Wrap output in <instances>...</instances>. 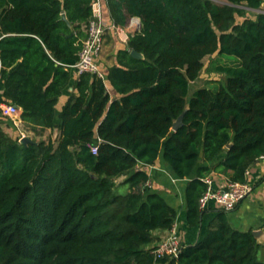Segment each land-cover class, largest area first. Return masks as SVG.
<instances>
[{
  "label": "trees",
  "instance_id": "trees-1",
  "mask_svg": "<svg viewBox=\"0 0 264 264\" xmlns=\"http://www.w3.org/2000/svg\"><path fill=\"white\" fill-rule=\"evenodd\" d=\"M263 1L107 0L115 24L133 16L140 28L104 77H73L65 64L78 58L92 0H0V103L58 130L56 141L21 143L0 122V264H264L251 230L233 228L223 209L201 239L155 258L153 231L169 230L177 211L144 186L143 169L161 158L187 179L185 220L198 227L204 178L244 182L264 156V12L246 17ZM214 53L233 59L215 66L224 83L189 94Z\"/></svg>",
  "mask_w": 264,
  "mask_h": 264
},
{
  "label": "crops",
  "instance_id": "crops-1",
  "mask_svg": "<svg viewBox=\"0 0 264 264\" xmlns=\"http://www.w3.org/2000/svg\"><path fill=\"white\" fill-rule=\"evenodd\" d=\"M104 17L108 23H114L108 5H106V8L104 10ZM115 25L120 27L121 35L117 34L116 31L114 30H108L105 35V40L107 39L106 37L109 36L110 40L113 42V45L116 48H119L122 45H126L129 36L133 34L135 31L139 30L137 28L136 29L127 28L126 21L123 25L120 24H115ZM125 35L127 36V39H123ZM104 48H105V42H104ZM104 52L105 49H103L98 64L102 69V71L105 73L106 67L110 66L113 63L108 64L106 66L105 59L103 57ZM112 60L113 61L115 60L114 56L112 57L111 61ZM72 75L74 77L73 73ZM67 97H68L67 94H63L60 96L59 101L56 105L57 111L61 109ZM10 121L5 122L0 119L3 129L8 134H11L12 127L14 125V124H10ZM22 123L23 121L20 124ZM45 129L49 132L53 131V133H55L54 137H56L58 134L57 129H53V130L48 128ZM222 156L223 155H220L217 159L221 158ZM214 161L216 162V160ZM214 161L211 162L209 161L208 164L212 165L213 163H215ZM143 169L148 173L149 181L152 183V185H154L159 190H161L164 196L166 197V199L169 201V203L175 207L177 211L175 223L178 228L181 244L183 246L189 245L201 239L206 232L208 224L213 220V218L218 213L219 208L215 207L212 202H209L207 204V207L203 209L201 224L198 227H189L185 220L186 215H185V202H184V187L187 179L174 178L173 175L170 173L169 167L161 158H158L153 165L143 166ZM207 176H209L210 179L212 180L213 188H217L220 185H224L229 181L228 177L225 174L217 171H212ZM124 178H125L124 175L118 177L116 179V183H120ZM249 181L253 186L252 192L245 199L240 201L235 206L234 209L226 212L227 219L229 224L233 228L241 231L261 230V235L258 238V243L261 244L260 249L264 250V156L258 158L257 161L250 167ZM168 232H169L168 230H155L153 231V234L159 237V240H161L162 238L168 235Z\"/></svg>",
  "mask_w": 264,
  "mask_h": 264
},
{
  "label": "built area",
  "instance_id": "built-area-1",
  "mask_svg": "<svg viewBox=\"0 0 264 264\" xmlns=\"http://www.w3.org/2000/svg\"><path fill=\"white\" fill-rule=\"evenodd\" d=\"M107 5V0H92L91 16L85 27L86 36L82 40L81 48L78 52V58L73 63L65 64L66 69H69L74 77L81 73H95L104 77V72L100 68L98 61L104 49L105 35L108 30H114L121 35L120 27L114 23H108L104 17V10ZM126 27L131 29L140 28V19L138 17L129 16L126 19ZM123 39H127L125 35ZM0 111L3 116L9 117L14 125L22 122L20 118L21 108L13 103H0ZM24 136L23 134L20 138ZM20 140V139H19ZM93 153L97 151V144L90 145ZM263 157V156H261ZM250 167L245 171L244 182L228 181L224 185L217 188L212 187V180L209 176L204 178L207 188L199 197L198 203L200 209H205L209 202H212L215 207L229 211L245 199L252 192V184L249 181ZM144 186H152L148 180ZM168 235L159 240L151 253L155 258L170 256L176 257L181 248V240L176 223L168 230Z\"/></svg>",
  "mask_w": 264,
  "mask_h": 264
},
{
  "label": "rangeland",
  "instance_id": "rangeland-1",
  "mask_svg": "<svg viewBox=\"0 0 264 264\" xmlns=\"http://www.w3.org/2000/svg\"><path fill=\"white\" fill-rule=\"evenodd\" d=\"M213 1L217 4L226 3V0H213ZM258 12H264V1L262 3V7H260L259 9H256V10L248 9V12L246 13V17L254 18L255 14ZM242 20H243V17L236 16L237 22H241ZM106 38L107 39L105 40V48H104L105 52H104L103 57L105 59V63L107 66L108 64L114 63V61L112 60L113 61L112 62L111 59L114 56V53L117 48L113 45V42L110 40L109 36ZM231 59H232L231 56L225 55V54L217 55L214 53L212 55L205 56L203 58V68L201 70L199 77L196 80L190 82L189 94H191L194 90L200 87L205 86V87L215 89L218 84L220 83L223 84L225 81L224 75L216 71L215 66L219 63H230ZM0 119L5 122L11 120L9 117H4V116H2V118L0 117ZM22 134H24L25 136L29 137L31 140H34V141L48 140V139L56 141L57 136H58L57 134V136L54 137L55 133H53V131L49 132L46 129L33 127L25 122H23L22 124L18 123V126L12 127V132L11 134H8V135L14 138H18L19 136L20 138ZM118 190L120 192H124L126 190V186L119 185ZM258 258L264 261V250L263 249L259 250Z\"/></svg>",
  "mask_w": 264,
  "mask_h": 264
},
{
  "label": "water",
  "instance_id": "water-1",
  "mask_svg": "<svg viewBox=\"0 0 264 264\" xmlns=\"http://www.w3.org/2000/svg\"><path fill=\"white\" fill-rule=\"evenodd\" d=\"M260 7H262V4H261ZM62 19L67 21L66 16H65L64 13L62 14ZM130 52H131V55H133L134 57H138V58H142L143 57V55L141 53H139V52H137L135 50H131ZM69 89H71V87H69ZM186 109H187V107L185 108V110ZM185 110L182 111L181 114L173 121L172 127H171L173 130H177L183 124V116H184ZM30 141H31V139L29 137H27V136H22L20 138V142L21 143H27V142H30ZM230 145L231 144H228L227 147H229ZM251 232L256 237V239L258 241V238L261 235V230H252Z\"/></svg>",
  "mask_w": 264,
  "mask_h": 264
}]
</instances>
